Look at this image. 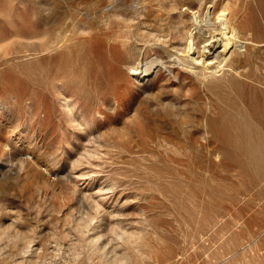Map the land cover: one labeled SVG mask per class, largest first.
I'll use <instances>...</instances> for the list:
<instances>
[{"label": "rangeland", "instance_id": "rangeland-1", "mask_svg": "<svg viewBox=\"0 0 264 264\" xmlns=\"http://www.w3.org/2000/svg\"><path fill=\"white\" fill-rule=\"evenodd\" d=\"M206 15L243 34L188 51ZM0 22V264H264V105L226 80L264 81V0H0ZM144 49L166 65L140 78Z\"/></svg>", "mask_w": 264, "mask_h": 264}, {"label": "bare ground", "instance_id": "bare-ground-1", "mask_svg": "<svg viewBox=\"0 0 264 264\" xmlns=\"http://www.w3.org/2000/svg\"><path fill=\"white\" fill-rule=\"evenodd\" d=\"M181 1V0H180ZM191 2V1H190ZM189 2V3H190ZM178 5H179V3H178ZM222 12H224V10L222 9L221 10ZM112 12V11H111ZM119 12H120V10H119ZM13 13H15L14 11H13ZM121 13V12H120ZM221 15H223L222 13H220L219 15H218V18L221 16ZM119 16V15H118ZM40 19V18H39ZM196 19V18H195ZM62 20V19H61ZM197 20V19H196ZM30 21V20H29ZM205 23H204V25H206L207 27H209L208 28V31L206 32V31H202L201 33H198L199 35L197 36V37H193V35L191 34V37H190V40H189V43H188V45H187V48H188V51L189 50H191L192 48H193V46H194V44L196 45V44H198L199 42H200V40H203V41H205V43L204 44H202L203 46H199V47H202V51H204L205 49H210V47L209 46H211V45H213L215 42H216V40H217V42H220L221 40H223L224 41V46H225V48H226V43H227V41L229 40V39H236L238 36H239V38H240V34H243V31H241V28L239 27V25H237V26H235V24L234 25H232L231 27H230V32H227V26H225L224 24H222L221 25V27L220 26H215L214 27V29H212L211 28V26H212V23H211V18L209 17V18H207V15L205 16ZM24 22V21H23ZM26 22H28V20H26ZM60 22V21H59ZM120 22V21H119ZM1 23V22H0ZM75 23V22H74ZM121 23V22H120ZM27 24V23H26ZM36 24V23H35ZM37 24H38V20H37ZM122 24V23H121ZM5 25H6V23H5ZM5 25H4V27H5ZM31 25V24H30ZM117 25V24H116ZM120 25V24H119ZM25 27H27V25H25ZM122 27H123V25H122ZM2 28V27H1ZM10 28V27H9ZM21 28H23V27H21ZM39 28V27H38ZM58 28H60V27H58ZM117 28V27H116ZM66 29V28H65ZM112 29V28H111ZM110 29V30H111ZM191 29V28H190ZM202 29V28H201ZM8 30V29H7ZM25 30V29H24ZM72 30V29H71ZM90 30V29H89ZM115 30V29H114ZM123 30V29H122ZM214 30V31H213ZM216 30H219V35L221 36V38H217V39H215V37H216V35H218V33L216 34L215 33V31ZM3 31V30H2ZM11 31V30H10ZM20 31V33L19 32H17V31H15L13 34L14 35H12L13 37H21V36H24V35H26V34H24V35H22L21 34V30H19ZM30 31H32V30H30ZM29 31V32H30ZM84 31V30H83ZM1 32V31H0ZM64 32V31H63ZM120 32V31H119ZM126 32V36L125 37H128L127 35V31H125ZM191 32H192V30H191ZM245 32H247V31H245ZM249 32V31H248ZM24 33H26V32H24ZM27 33H28V31H27ZM31 33V32H30ZM6 34H8V33H6ZM92 34V33H91ZM114 34V33H113ZM117 34V33H116ZM116 34H114V36L116 35ZM251 34V33H250ZM11 35V34H10ZM60 35V34H59ZM58 35V36H59ZM111 35V34H110ZM245 36V35H244ZM243 36V37H244ZM34 37V36H33ZM33 37H31V38H33ZM53 37H56L55 35L53 36ZM112 37V36H111ZM174 37H178V36H175L174 35ZM7 37H3V38H0V49L1 50H4V53L5 54H8L9 53V51H8V49L7 48H5V46L7 45V44H9L8 42L9 41H7V39H6ZM27 38V37H26ZM58 38H60V37H58ZM57 38V39H58ZM70 38V37H69ZM109 38V37H108ZM122 38H123V36H122ZM121 38V39H122ZM130 38V37H129ZM245 38V42H246V45H244L245 47H246V49H245V51L246 52H241V51H238L236 54H237V56H236V58L233 60V62H231V64H230V66H231V69L232 70H236V66H241V63L242 62H244V61H246V56H247V51L249 52V50H250V48H251V45H255L257 42L255 41V37L252 35L250 38L249 37H244ZM15 39V38H14ZM28 39V38H27ZM34 39H36V38H34ZM80 39V38H79ZM78 39V40H79ZM89 39V38H88ZM112 39H114L115 40V38H112ZM126 39V38H125ZM20 40V39H19ZM54 40V39H53ZM69 40V39H68ZM73 40V39H72ZM77 40V41H78ZM113 40V41H114ZM242 40V39H241ZM10 41H12V40H10ZM17 41V40H16ZM34 41V40H33ZM116 41V40H115ZM121 41V40H120ZM128 41H129V39H128ZM236 41V40H235ZM262 41V40H261ZM31 42V41H30ZM43 42V41H42ZM51 42V41H50ZM52 42H54V41H52ZM61 42V41H60ZM69 42V41H68ZM13 43V42H12ZM16 43V42H15ZM19 43V42H18ZM32 43V42H31ZM263 43V42H262ZM20 44V43H19ZM29 44V43H28ZM46 44V43H45ZM66 44V43H65ZM88 44V43H87ZM122 44H123V47H124V49L125 50H127L128 52L130 51V54H131V51L134 49H132L131 50V45L126 41V42H122ZM15 45V44H14ZM22 45V44H21ZM20 45V46H21ZM64 45V44H63ZM16 46H18V45H16ZM23 46H26L25 44L23 45ZM27 46H29V45H27ZM31 46V45H30ZM38 46V45H37ZM41 46H42V44H41ZM55 46V45H54ZM117 46H118V43H112V44H110V50H117ZM133 46H134V44H133ZM258 46V45H257ZM22 47V46H21ZM60 47V46H59ZM59 47H57V48H59ZM77 47V46H76ZM86 47V46H85ZM108 47V46H107ZM135 47V46H134ZM148 47V46H147ZM150 47V46H149ZM152 47V46H151ZM255 47V46H254ZM23 48V47H22ZM43 48V47H42ZM55 48V47H54ZM109 48V47H108ZM144 48V47H143ZM146 48V47H145ZM13 49H14V47H13ZM15 49H17V48H15ZM19 49V48H18ZM45 49L46 50H48L49 49V47H47V45H46V47H45ZM123 49V48H122ZM136 49V48H135ZM134 49V50H135ZM38 50V49H37ZM54 49H52V51H53ZM86 50V49H85ZM141 50V49H140ZM149 50H151L150 51V53L151 52H154V51H152V48L151 49H149ZM25 51H27V50H25ZM43 51V50H42ZM45 51V50H44ZM16 52V51H15ZM35 52V51H34ZM39 52V51H38ZM47 52V51H46ZM31 53V52H30ZM43 53H45V52H43ZM42 53V54H43ZM63 53V52H62ZM88 53V52H87ZM124 53V52H123ZM133 53L135 54V52L133 51ZM142 53V52H141ZM147 53V51L144 49V52L142 53L143 55H142V58H140V51H139V54H137L138 55V57L140 58H138V60L136 61V59H134L133 60V64L132 65H129L131 68H130V70L132 69V70H136L137 71V74H138V76L140 77V78H145L146 76H148L150 73H151V70L153 69V66L156 64V63H161V65H166V63H164V61H162V58H161V56L160 55H158V50H156V55H155V57H150V58H148V57H146L145 56V54ZM154 53V54H155ZM18 54V53H17ZM29 54V53H28ZM36 54V53H35ZM34 54V55H35ZM86 54V53H85ZM153 54V55H154ZM257 54V53H256ZM36 55H38V54H36ZM58 55V54H57ZM57 55H55L54 56V58L56 57L57 58ZM90 55V54H89ZM92 55V54H91ZM151 55V54H150ZM152 55V56H153ZM250 55H251V53H250ZM249 55V56H250ZM5 56V55H4ZM39 56V55H38ZM44 57H45V55H44ZM59 57V56H58ZM137 57V56H136ZM163 57V56H162ZM256 57V56H255ZM3 58V57H2ZM87 58V57H86ZM85 58V59H86ZM176 58H177V60L178 61H172L174 64H180V63H182V64H184V57H182V56H178V54H176ZM48 59V58H47ZM83 59H84V57H83ZM251 59V58H250ZM255 59V58H254ZM39 60V59H38ZM73 60V59H72ZM88 60V59H87ZM41 61V60H40ZM102 61V60H101ZM47 62V61H46ZM92 62V61H91ZM94 62V61H93ZM170 63H171V61H170ZM172 63V64H173ZM256 63V62H255ZM210 64V63H209ZM250 64V63H249ZM89 65H91V63L89 64ZM127 66V65H126ZM129 66H127V67H129ZM155 67V66H154ZM210 67V66H209ZM216 67H219V64L217 65V66H215V71L214 72H207V73H205L204 72V74L202 75V77H203V80L204 79H206V78H208V81H211V80H214V79H218L219 78V76L220 75H217V73L216 72H218L219 70H216L217 68ZM106 68V67H105ZM107 68H108V65H107ZM122 67H120V69H121ZM109 69V68H108ZM258 69V68H257ZM5 73L6 74H10L11 73V69L9 68L8 70H5ZM246 76L247 78H249L250 80L249 81H246V80H243V78H240V76ZM113 76V75H112ZM111 76V77H112ZM199 76H201V75H199ZM198 76V77H199ZM210 77V78H209ZM245 77V78H246ZM120 78V77H119ZM139 79V78H138ZM118 80V79H117ZM117 80H115V81H117ZM226 80H227V86L230 88V89H232V91L238 96V97H240L241 99H242V101L244 102V103H246V104H249L250 106H253L254 108L255 107H257L258 105H260V106H263L264 105V86H259V85H257L255 82H260V83H262V84H264V81H261L260 79H259V76L257 75V74H255V73H253L252 72V65H250V68H249V70H247L246 72H241L239 75L238 74H234L233 73V75H228L227 76V78H226ZM121 85V84H120ZM209 86V85H208ZM216 86H218V85H216ZM120 87V86H119ZM210 87V86H209ZM199 91V90H198ZM194 95L196 96V95H199V92H197L196 90H195V92H194ZM106 98V97H105ZM106 101H108V100H106ZM120 101V100H119ZM124 102H125V100H124ZM254 112H255V114L257 113V108H255L254 109ZM257 115V114H256ZM254 119H255V117H254ZM256 140V139H255ZM105 246H107V245H105ZM101 250V249H100ZM119 258H116V257H112V258H110V259H108V263L109 264H118V262H119Z\"/></svg>", "mask_w": 264, "mask_h": 264}]
</instances>
